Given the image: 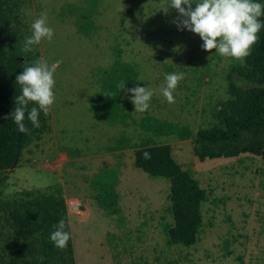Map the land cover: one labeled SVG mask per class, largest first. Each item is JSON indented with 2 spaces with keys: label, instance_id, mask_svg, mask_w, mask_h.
Instances as JSON below:
<instances>
[{
  "label": "rangeland",
  "instance_id": "rangeland-1",
  "mask_svg": "<svg viewBox=\"0 0 264 264\" xmlns=\"http://www.w3.org/2000/svg\"><path fill=\"white\" fill-rule=\"evenodd\" d=\"M17 1L14 34L1 47L23 46L31 21L46 12L52 39H42L20 59L31 64L37 57L60 58L62 63L54 73L47 131L0 171V264L10 262L9 244L18 236L6 219L16 207L34 210L39 220L20 240L30 251L20 264L264 263V155L200 160L194 152L196 131L217 122L216 112L229 97L228 73L244 58L202 49L198 34L178 30L173 21L181 17L174 8L160 9L165 0ZM116 60L136 69L131 87L148 85L153 95L149 109L138 112L126 90L123 117L112 123L97 117L93 100ZM172 71L185 77L168 102L159 86ZM147 116L155 119L154 130L143 127ZM162 124L176 130L164 132ZM179 128L190 135L182 137ZM148 138L169 145L183 171L207 191L192 245L167 241L166 228L173 222L168 178L150 176L134 164L135 150ZM43 195L51 199L55 224L65 219L70 232L63 248L53 246L47 219L35 207Z\"/></svg>",
  "mask_w": 264,
  "mask_h": 264
},
{
  "label": "trees",
  "instance_id": "trees-1",
  "mask_svg": "<svg viewBox=\"0 0 264 264\" xmlns=\"http://www.w3.org/2000/svg\"><path fill=\"white\" fill-rule=\"evenodd\" d=\"M17 3V0H0V171L10 168L20 157L23 148L49 127L47 114L41 112L38 116L40 126L33 128L25 118L24 123L29 131L22 133L16 130L9 114L15 107V96L20 92L15 75L29 64L20 59L26 54L21 43H9L8 51L1 47L3 40H11L14 34L11 22ZM257 35L258 39L244 57V62L233 65L228 73L229 97L216 112L217 122L196 131L194 152L200 160L233 157L246 152L264 155V28ZM137 75L130 62L121 60H116L104 72L102 93L93 100V109L99 119L114 123L123 117L122 98L124 92L136 82ZM120 81H125L124 89L117 86ZM154 121L152 116H147L143 127L154 130ZM162 125L164 132L176 130L173 125ZM177 130L183 131L182 137L190 135L189 130ZM144 152L148 153L147 157L143 155ZM134 164L150 176L166 177L170 182L169 212L173 222L166 228L168 243L194 244L203 221L201 206L207 196L206 189L183 171L169 145L156 144L152 138L145 140L135 150ZM107 193L111 195L110 200L116 197L113 190ZM105 201L110 205L111 202ZM50 206L51 199L45 195L38 197L35 203L36 209L47 219L49 232L54 230L55 225ZM6 219L18 233L16 241L9 244L11 256L8 264H20L30 254L20 240L27 238L28 233L37 228L39 220L34 210L25 207L10 210Z\"/></svg>",
  "mask_w": 264,
  "mask_h": 264
},
{
  "label": "clouds",
  "instance_id": "clouds-1",
  "mask_svg": "<svg viewBox=\"0 0 264 264\" xmlns=\"http://www.w3.org/2000/svg\"><path fill=\"white\" fill-rule=\"evenodd\" d=\"M168 8H174L181 17L178 22L173 21L177 23L178 30L182 28L198 34L202 40V49H214L217 54L225 57L242 60L257 41L261 28H264V19H261L264 17V0H165V6L160 9L167 11ZM21 11L30 14V10ZM29 27L31 35L24 38L25 51H32L42 39L51 40L53 37L54 30L46 12L35 17ZM61 63L60 58L49 62L44 57H37L15 75L20 92L15 96V107L9 114L17 131H29L24 123L25 118L33 128L40 126L39 114L42 112L46 115L54 103V73ZM184 77L185 73L182 71L164 73L159 90L168 102L174 100L173 90ZM117 86L124 89L125 81H120ZM127 91L133 93L129 97L134 106L133 111L144 112L149 109L153 95L151 87L137 84ZM30 102H33L32 106L28 107ZM143 155L147 157L148 153L144 152ZM53 228L49 234L53 246L65 247L70 239L65 219H59Z\"/></svg>",
  "mask_w": 264,
  "mask_h": 264
}]
</instances>
